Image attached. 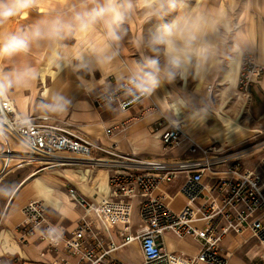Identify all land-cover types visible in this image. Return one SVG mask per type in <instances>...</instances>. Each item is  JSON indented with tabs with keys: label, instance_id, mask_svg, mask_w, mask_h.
Returning a JSON list of instances; mask_svg holds the SVG:
<instances>
[{
	"label": "clouds",
	"instance_id": "clouds-1",
	"mask_svg": "<svg viewBox=\"0 0 264 264\" xmlns=\"http://www.w3.org/2000/svg\"><path fill=\"white\" fill-rule=\"evenodd\" d=\"M29 17L31 22L12 27ZM145 25L150 27L145 30ZM129 44L135 50L133 58H128ZM251 46L218 0H0V64L10 65L0 67V102L68 71L80 92L107 111L148 101L156 120L169 127L187 120L202 124L214 115L226 135L240 134L244 129L236 119L218 115L206 85L224 65L238 64ZM33 56L38 63L28 59ZM189 81L198 87L190 90ZM165 86L171 91L158 97L157 91ZM233 86L230 77L226 95ZM86 103L53 87L43 92L36 112L43 120L56 121ZM32 124L31 115L17 119L21 129ZM34 191L45 204L62 203L60 194L43 181ZM11 194L10 186H0V197ZM40 235L53 245L63 240L58 226Z\"/></svg>",
	"mask_w": 264,
	"mask_h": 264
},
{
	"label": "built area",
	"instance_id": "built-area-1",
	"mask_svg": "<svg viewBox=\"0 0 264 264\" xmlns=\"http://www.w3.org/2000/svg\"><path fill=\"white\" fill-rule=\"evenodd\" d=\"M263 79L264 64L254 53L245 52L237 80L239 94H245L252 85ZM137 104L129 103L122 112ZM94 105L104 109L96 101ZM20 115L14 100L0 102V164L6 163L11 167L7 173L24 165L35 167L38 172L78 165L94 167L114 164L124 168V172L111 176L109 184L124 199H143L139 234L127 236L126 233L130 231L127 225L123 235L125 244L134 240L139 242L143 264H166L162 238L167 232L180 239L193 237L201 241L199 255L189 260V264H229L222 248L224 239L230 234L241 235L247 230L264 250V157L256 168L250 169L244 161L248 150H235L218 143L204 144L181 125L169 127L160 120L157 121L156 131H163L161 141L165 150L183 148V156L172 161L138 160L119 154L114 147L106 149L98 145L61 120L46 121L37 114H30L32 126L21 129L17 126ZM126 125L117 124L107 129L106 134H122L127 129ZM99 152L119 161L113 163L97 159ZM181 176L184 182L180 193L186 203L183 210L176 213L162 198L153 197V193L159 186L169 185ZM208 177H212L209 186L205 184ZM69 195L84 209L85 215L78 229L65 240L68 252L80 256V264H117L107 260L115 246L106 248L98 238L90 216L96 213L105 225L102 212L108 210L128 216L130 207L122 204L96 206L75 188L69 189ZM23 216V221L16 228L22 245H26L36 232L51 226L47 207L41 201L27 204ZM1 225L0 222V229ZM40 238L55 249L56 245L42 236ZM261 259L264 262V253Z\"/></svg>",
	"mask_w": 264,
	"mask_h": 264
},
{
	"label": "crops",
	"instance_id": "crops-1",
	"mask_svg": "<svg viewBox=\"0 0 264 264\" xmlns=\"http://www.w3.org/2000/svg\"><path fill=\"white\" fill-rule=\"evenodd\" d=\"M213 2L215 3L217 0H213ZM218 3L221 7L226 8L228 3L234 4L237 14L235 24L238 30L246 34L252 41V46L245 52L254 53L259 62L264 64V0H218ZM31 19L32 17H29L28 20L21 19L14 22L12 27L29 23ZM146 27L147 25H145V30ZM127 47L129 49L128 58H133L135 50L130 44ZM28 59L33 63L39 62L36 56ZM241 60L242 57L238 64L224 65L225 73L224 71L220 73L226 82L230 77L234 79L233 90L237 89ZM9 66L8 62L0 64V67L4 68ZM96 78H100L99 73L96 74ZM53 87L63 88L72 94L77 102L88 100V103L82 107L73 108L58 120L66 122L74 130L93 139L98 145L106 149L114 147L119 154L131 156L138 160L172 161L183 156V148L165 150L161 141L163 131H156L157 120L152 115L151 102L138 103L123 112L98 109L91 98L85 97L80 92L76 78L68 71L59 72L52 77L42 79L28 91L14 92L13 100L21 114H38L36 112L37 101L45 90ZM169 91H171V86H165L159 89L156 95L162 98ZM252 92L260 96L261 92H264V80L258 85H254ZM123 123L127 124V129L122 134L113 136L106 134L107 129ZM181 126L187 133L204 144L218 143L227 146L224 133H221L219 127L215 129L205 126L198 127L189 120ZM96 158L113 163L119 161L100 152L96 154ZM82 167L88 170L83 171L80 169ZM10 168L6 163L0 164V186H10L12 190L11 195L0 197V222L2 223L0 229V264H22V262L27 264H80V256L68 252L65 244V240L78 229L81 218L85 215L84 209L70 197V188H75L96 206L122 204L130 207L128 216H121L108 210L101 211L105 225L101 223L96 213L90 216V220L94 223V230L106 248L112 246L116 248L108 256V261L117 264H143L139 242L134 240L125 244L123 236L127 225L130 227L129 233H126L127 236L135 237L139 234L141 229L140 207L143 199L139 197L124 199L109 184L111 176L116 172H124V168L114 164L97 167L78 165L57 171L54 177L45 175L37 177L43 171L31 172L29 169L31 167L28 165L20 166L16 171L7 173ZM90 169L94 171L92 176ZM40 181L45 182L60 194L62 203L55 206L45 204L34 191V185ZM211 181L212 177H208L205 179V184L209 186ZM183 182L184 177L181 176L169 185H161L155 190L153 197L162 198L170 209L180 213L186 203L180 193ZM33 201L43 202L47 207L49 224L58 226L63 230V240L59 245H56L54 250L40 238V232L45 229L36 232L34 236L28 239L26 245H22L18 240L16 228L24 219L23 210L25 206ZM162 242L167 257L166 264H189V260L196 258L201 251V241L193 237L180 239L175 234L167 232L164 234ZM222 248L229 259V264H264L261 259V254L264 253L263 247L253 238L249 230L241 235L230 234L224 239Z\"/></svg>",
	"mask_w": 264,
	"mask_h": 264
},
{
	"label": "rangeland",
	"instance_id": "rangeland-1",
	"mask_svg": "<svg viewBox=\"0 0 264 264\" xmlns=\"http://www.w3.org/2000/svg\"><path fill=\"white\" fill-rule=\"evenodd\" d=\"M227 9L229 10L235 23L237 21V14L234 4L228 3ZM168 19H171V17ZM148 27H150V25H147L146 30ZM223 71L225 73V68L219 71L216 76L210 82H208L206 87L213 93V99L216 102L218 115L223 114V116L236 119L237 124L244 130L240 134L226 135L223 130L222 122L214 115L209 116L202 124H197L196 126H205L214 129L219 127L221 133H224L227 146H230L235 150L246 149L249 151V154L245 157L244 161L248 168L253 169L256 168L258 163L264 157V92H261L260 96L252 92V87L254 85H258L254 84L245 94H239L238 90L235 89L226 95L225 89L227 82L225 78L220 75V73ZM197 87L198 85L195 82H188V88L190 90H194ZM200 87L204 86L200 85ZM255 130L257 133H254L256 132ZM29 169L31 172H38L37 168L35 167H31ZM63 169L64 168L45 170L39 173L37 177L43 175L54 177L57 171H63ZM80 169L83 171L88 170L84 167ZM92 169H90L91 176L93 175L92 172H94ZM87 175L89 176L88 173ZM176 203L179 204L178 201H176Z\"/></svg>",
	"mask_w": 264,
	"mask_h": 264
}]
</instances>
